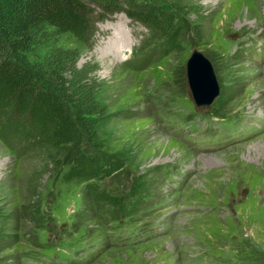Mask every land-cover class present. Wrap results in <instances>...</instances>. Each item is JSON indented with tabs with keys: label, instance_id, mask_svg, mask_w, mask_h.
Here are the masks:
<instances>
[{
	"label": "rangeland",
	"instance_id": "374dc122",
	"mask_svg": "<svg viewBox=\"0 0 264 264\" xmlns=\"http://www.w3.org/2000/svg\"><path fill=\"white\" fill-rule=\"evenodd\" d=\"M83 1L94 13L88 35L41 24L12 55L66 106L74 137L58 145L48 133L19 157L0 141V264H22L23 251L62 264H184L190 254L264 264V56L243 52L264 39V0ZM195 50L218 83L209 105L187 84ZM181 110L232 121L227 148L199 152L162 125L160 112ZM80 154L101 162L95 178L76 173ZM99 193L114 205L96 203ZM103 210L125 229L148 235L160 220L165 231L110 245Z\"/></svg>",
	"mask_w": 264,
	"mask_h": 264
},
{
	"label": "trees",
	"instance_id": "16d2710c",
	"mask_svg": "<svg viewBox=\"0 0 264 264\" xmlns=\"http://www.w3.org/2000/svg\"><path fill=\"white\" fill-rule=\"evenodd\" d=\"M93 14L83 0H0V141L16 156L45 141L48 133L58 145L73 143L74 129L66 106L12 55L30 48L32 32L41 24L78 38L88 35ZM74 159L82 177L95 178L102 168L93 154ZM95 202L114 205L104 195ZM103 213L105 221L117 222L114 211Z\"/></svg>",
	"mask_w": 264,
	"mask_h": 264
},
{
	"label": "water",
	"instance_id": "95a60500",
	"mask_svg": "<svg viewBox=\"0 0 264 264\" xmlns=\"http://www.w3.org/2000/svg\"><path fill=\"white\" fill-rule=\"evenodd\" d=\"M186 78L194 102L209 105L217 98L219 88L212 66L199 52L193 51L186 62Z\"/></svg>",
	"mask_w": 264,
	"mask_h": 264
},
{
	"label": "bare ground",
	"instance_id": "6f19581e",
	"mask_svg": "<svg viewBox=\"0 0 264 264\" xmlns=\"http://www.w3.org/2000/svg\"><path fill=\"white\" fill-rule=\"evenodd\" d=\"M134 52H136V51H134ZM119 55H120V54H119ZM209 163H210V162H209ZM67 262H68L69 264H72L71 259H68Z\"/></svg>",
	"mask_w": 264,
	"mask_h": 264
}]
</instances>
